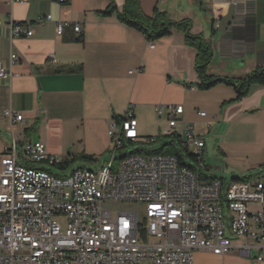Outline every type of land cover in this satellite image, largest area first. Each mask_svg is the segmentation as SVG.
<instances>
[{
    "label": "crops",
    "instance_id": "obj_1",
    "mask_svg": "<svg viewBox=\"0 0 264 264\" xmlns=\"http://www.w3.org/2000/svg\"><path fill=\"white\" fill-rule=\"evenodd\" d=\"M111 1L121 12L125 0ZM109 4L110 0L63 4L0 0V61L11 73L9 79H0V161L12 139L19 146L42 142L47 153L58 158L97 159L107 154L113 117L128 108L141 139L159 133L160 124L166 129V117L155 114L157 105H181L183 120L204 139L207 126L215 121L238 122L253 124L256 143H264V86L252 85L247 96L230 104L235 97L230 87L219 84L198 90L197 52L185 44L183 32L172 29L149 48L140 32L117 20L116 12L101 14ZM139 4L145 16L156 10L174 23L189 22L190 34L210 46L208 75L241 79L264 68V0H139ZM230 8L233 21L221 32L216 26ZM46 15L52 22L38 24ZM59 21L79 24L82 34L78 37L65 28L58 37ZM15 24L27 26L31 37L13 38ZM11 55L17 58L14 64L9 63ZM201 109L210 110L217 120L199 117ZM6 110L21 115V121L11 123L3 116ZM241 243L234 239L233 249L223 257L197 251L192 264H264V250L253 252L252 260L239 258L236 247ZM256 254L262 263L254 261Z\"/></svg>",
    "mask_w": 264,
    "mask_h": 264
},
{
    "label": "built area",
    "instance_id": "obj_2",
    "mask_svg": "<svg viewBox=\"0 0 264 264\" xmlns=\"http://www.w3.org/2000/svg\"><path fill=\"white\" fill-rule=\"evenodd\" d=\"M65 28L82 34L79 24L59 21L56 35L61 37ZM31 35L25 25L11 26L13 38ZM16 60L9 57L10 64ZM10 76L0 61V79ZM154 111L167 120L161 142L166 139L178 157L144 154L160 143L138 136L129 108L110 124L108 162L99 170L89 168L96 161L85 162L61 176L63 158L49 155L42 142L19 146L12 139L0 161V264H192L197 251L229 254L234 239L242 240L236 247L241 259L252 260L253 252L264 250L260 179L239 177L224 189L222 180L202 174L204 137L183 120V107L157 105ZM3 116L11 123L22 119L11 110ZM108 204L140 205L141 216L107 210ZM254 261L263 258L256 254Z\"/></svg>",
    "mask_w": 264,
    "mask_h": 264
},
{
    "label": "rangeland",
    "instance_id": "obj_3",
    "mask_svg": "<svg viewBox=\"0 0 264 264\" xmlns=\"http://www.w3.org/2000/svg\"><path fill=\"white\" fill-rule=\"evenodd\" d=\"M208 122L209 119L217 120L210 110L201 109ZM199 111V112H200ZM163 124H160V132L150 137H156L162 134ZM209 133L205 136V148L203 150L204 169L202 174L207 177H214L223 181L225 189L231 180L239 177H258L264 185V143L262 140L256 143L253 124L231 123L224 124L215 121L214 125L209 128ZM163 141H167L163 139ZM62 159V158H61ZM63 161L65 159H62ZM96 166H90V170H99L108 162L107 154L96 159ZM84 167L82 162H76L65 168L60 174L68 175L72 170ZM115 170L118 169L116 163L113 164ZM55 172V170L53 171ZM105 208L110 211H136L141 216V207L136 204H108ZM253 208V207H252ZM62 230L65 227L64 219H59ZM141 264H151L150 261L144 260Z\"/></svg>",
    "mask_w": 264,
    "mask_h": 264
},
{
    "label": "trees",
    "instance_id": "obj_4",
    "mask_svg": "<svg viewBox=\"0 0 264 264\" xmlns=\"http://www.w3.org/2000/svg\"><path fill=\"white\" fill-rule=\"evenodd\" d=\"M66 0L65 3H67ZM116 12L117 20L128 28L134 29L140 32L146 42L154 43L155 41L167 37L170 35L172 29L181 31L185 35V44L191 48H194L197 52L195 70L198 76V84L196 88L200 91H207L216 85L222 84L226 87L233 89L235 97L230 100L228 104L236 102L247 96L249 88L252 85L264 86V68H257L254 71L247 74L241 79H229L213 77L207 74V69L210 64L212 55L211 49L208 43H206L202 37L193 36L190 34V24L187 21L174 23L168 19L165 13L154 11L153 14L148 17L145 16L140 9L139 0H125L124 6L121 12L117 13L116 7L110 0L109 7L101 14L103 16H109ZM122 116H114V121H118ZM151 138V137H150ZM160 143L155 147L153 151L142 152L134 151L133 153L144 154H163L173 155L178 157L177 151L168 143L161 142V137H155L154 145ZM94 162L95 158L91 156L81 155L79 157H66L65 161L58 167L59 170H64L69 165L76 162ZM233 180H238L237 178Z\"/></svg>",
    "mask_w": 264,
    "mask_h": 264
},
{
    "label": "water",
    "instance_id": "obj_5",
    "mask_svg": "<svg viewBox=\"0 0 264 264\" xmlns=\"http://www.w3.org/2000/svg\"><path fill=\"white\" fill-rule=\"evenodd\" d=\"M232 21H233V11L232 8H230L228 14L220 20L216 28L221 32H225L231 26Z\"/></svg>",
    "mask_w": 264,
    "mask_h": 264
}]
</instances>
